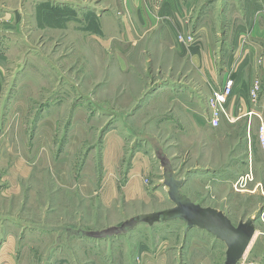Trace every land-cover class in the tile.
Returning a JSON list of instances; mask_svg holds the SVG:
<instances>
[{
  "label": "rangeland",
  "instance_id": "obj_1",
  "mask_svg": "<svg viewBox=\"0 0 264 264\" xmlns=\"http://www.w3.org/2000/svg\"><path fill=\"white\" fill-rule=\"evenodd\" d=\"M82 1L78 0V3ZM16 2L17 0H14V3ZM211 14H214V11ZM227 28L225 26V30ZM206 29L205 42L201 45L206 58L201 65L221 68L228 60L227 52L222 50L225 47L223 28L212 24ZM36 31L41 35L31 33L30 39L33 43L29 48L32 52L28 59L20 57L17 51L14 56H7L5 61L3 60L5 72L3 77H0L3 86L0 98L4 106L10 107L9 117L11 123L13 122L14 224L20 226L23 223L20 221H26L28 226L68 224L76 228L99 231L119 225L141 213L172 208L174 204L169 199L168 187L165 186L164 168L156 152L154 153L158 177H155L149 189L141 185L140 200L143 201H127V193L121 187L125 176L120 177V168L124 169L125 175L128 174L130 153L125 155L120 166V128L126 138L125 151H132L131 145L135 144L136 139L134 132H130L131 125L128 122H120V111L131 112L133 107L120 108V71L117 60L100 59L101 49L98 45L92 48L93 57L88 59L85 58L83 49L73 60L67 56L58 58L60 53L55 55L56 58H41L36 49L44 41V35L41 31ZM188 34L194 39L187 45L200 41L196 34ZM46 35L52 37L49 39L52 43L46 44L47 53L55 49L54 45H58L62 54L64 52L69 55L73 52L70 47L71 39L64 31L61 30L53 36L51 32ZM76 45L88 47L84 42ZM151 50L150 58H147L148 53H145L146 57L138 62L133 74L126 76L130 80L125 79V84L130 88V98H136L140 91L144 98L149 94L154 81L171 77L176 80H182L183 77V80H188L190 84L196 83L199 86L204 82V101L208 93L222 88L223 76L220 72L219 75L205 74L201 78L191 61L181 59L170 51L168 43H154ZM13 53L12 51L9 55ZM261 61L264 62L263 59ZM53 83L56 87L43 89V86L49 87ZM21 84L26 85L22 87ZM58 86L61 88L60 98L66 99L69 93L71 104L67 107L60 105L55 111H49L48 106L42 105H45L49 96L57 92ZM258 96L264 102V91ZM44 114L50 117L60 115L62 122L59 131L58 128L55 129L53 122L45 126L41 124ZM250 114L253 115V112ZM260 118L259 121L264 122L262 117ZM236 135L238 146L239 142L246 141L243 127L237 129ZM253 136L252 149L249 147L250 154L247 155L245 148L237 149L240 166L238 165L237 181L233 184L231 193L220 191L216 193L217 196L211 193L207 196V203L223 208L226 211L224 213L236 225L250 217L255 218L256 236L238 264H264V160L260 155L262 148L259 145V137L257 139L255 133ZM196 138L197 136L195 141ZM209 140L212 141V138L203 142L208 143ZM197 143L196 148L191 147L193 144L179 148L177 155L171 157L178 172L177 176H184V170L189 169L190 165L202 164L206 158L213 163L212 159L217 157L216 151L206 152V147ZM220 143L221 146L216 148L220 149L222 164L227 165L233 146H228L227 140ZM110 147L115 149V154L106 155ZM110 159L112 161L109 162ZM246 161H253L251 170L246 171ZM103 173L107 178H114L112 185L104 187L103 190L105 195L110 197L114 194V199L110 202L96 197H84L83 190L72 186L75 179L78 182L88 176L94 178L92 193L99 191ZM149 190L151 194H148ZM155 190L160 191V194L154 193ZM162 194H165V198ZM74 238L78 240L77 236ZM82 238L91 242L92 247L89 250V245L85 246L86 257L81 264H224L226 260L227 246L223 241L198 227L187 230L186 222L182 219L159 222L153 226L141 223L128 233L105 239ZM37 242L36 240L30 243ZM35 253L36 251L32 254Z\"/></svg>",
  "mask_w": 264,
  "mask_h": 264
},
{
  "label": "crops",
  "instance_id": "obj_2",
  "mask_svg": "<svg viewBox=\"0 0 264 264\" xmlns=\"http://www.w3.org/2000/svg\"><path fill=\"white\" fill-rule=\"evenodd\" d=\"M82 2L17 0L14 3V0H0V77L4 75L3 60L5 61L7 56L12 57L19 52L20 57L28 59L32 52L29 48L33 43L30 39L31 33H39L36 30L44 35V41L36 49L41 58H56L55 55L60 53L58 58L67 56L68 59L73 60L83 49L85 58L88 59L93 57L92 48L98 45L101 49L100 59L117 60L116 64L120 71V108L133 107L131 112L120 111V122H128L131 125L129 131L134 132L136 139L135 144L131 142L132 151H125L126 138L120 128V166L125 155L130 153L128 174L125 175L124 169L120 168V177L125 176L121 187L127 193V201H139L141 185L149 189L155 177H158L154 152L158 157L163 155L169 160L177 176L178 172L171 157L177 155L179 148L183 149L191 144H193L192 148H196L195 143L199 141L197 144L205 146L206 152L216 151L217 157L212 159L213 163L206 158L202 164L190 165L189 169L184 170L186 172L184 176H177L176 178L182 182L180 192L196 204L204 207L212 206L224 211L220 206L208 204L207 196L210 193L215 195L220 191L231 193L233 184L237 181L239 165L237 149L245 148L247 155L250 154L249 147L252 149L253 133L258 139V127L261 126L260 123L264 125V122L259 121L260 117L264 121V102L261 101L260 96L254 101L250 93L257 81L260 83L259 93L262 94L264 91V62L261 61L264 60V0H83ZM213 11L214 14H211ZM212 24L223 28L225 47L222 50L227 52L228 60L221 68L201 65L206 58L201 45L205 42L206 28ZM225 26L228 27L226 30ZM61 30L71 39L70 47L73 52L69 55L64 52L62 54L58 45H54L55 49L47 53L46 44L52 43L49 41L52 37H47L48 34L46 36L45 34L51 32L53 36ZM185 31L196 34L200 41L191 45L180 43L178 36ZM82 42L88 44V47L76 45ZM154 43L166 45L168 43L170 51L181 59L191 61L201 78L205 74L221 73L222 85L228 78L233 79V94L227 105L229 118L223 117L219 127L215 128L209 122L208 98L213 92L207 94L206 101L203 100L204 82L199 86L196 83L190 84L188 80H183V77L182 80L171 77L154 81L149 94L144 98L141 91L136 98L129 97L130 88L125 84V79L129 80V78L126 76L133 72L142 58L146 57L145 53H148L147 58H150L151 45ZM12 51L14 53L9 55ZM25 85L21 84L22 87ZM50 86H54V83L49 87L43 86V89L48 90ZM2 88L0 82V91ZM59 90H61L60 86L42 106H48L49 111H55L60 105L69 106L71 95L68 93L66 99H61ZM0 106H2L0 107L2 113L0 115V264H81L86 257L85 246L89 245V250L92 246L91 242L85 238L81 239L76 232L86 229L68 224L28 226L25 224L26 221H20L23 222L20 226L14 224L13 122L11 123L9 117L10 107L4 106L1 98ZM250 112H253V115ZM61 119L59 114L52 117L44 114L40 122L43 126L53 122L55 129L58 128L59 131ZM72 122L74 123V120ZM240 127L245 130L246 141L239 142L238 146L236 133ZM195 136H197L196 141ZM208 138H212V141L204 143L203 141ZM222 140H227V145L233 146L227 165L222 164L220 149L216 148L221 146ZM110 154H115L114 148H108L106 155ZM260 155L264 160L262 150ZM251 162L253 161L244 162L246 171L252 169ZM26 167L25 165V171ZM105 179H107L106 183ZM92 180L94 178L85 176L78 182L75 179L72 186L77 190H83L84 197H96L105 202L114 199V194L110 197L103 191L104 187L112 185L111 181L114 180L112 176L107 178L103 173L100 190L94 189V193H92L94 185ZM154 193L160 194V191L155 190ZM148 194H151L150 190ZM162 197L165 198V194L164 196L162 194ZM75 236L78 240L74 238ZM36 240L37 243H30ZM34 251L36 253L32 254Z\"/></svg>",
  "mask_w": 264,
  "mask_h": 264
},
{
  "label": "water",
  "instance_id": "obj_3",
  "mask_svg": "<svg viewBox=\"0 0 264 264\" xmlns=\"http://www.w3.org/2000/svg\"><path fill=\"white\" fill-rule=\"evenodd\" d=\"M159 158L164 168L165 186L168 187L169 198L174 204L172 208L157 212L141 213L119 225L103 230H79L76 233L81 237L105 239L128 233L141 223L153 226L159 222L182 219L186 222L187 230L198 227L226 244L227 250L224 264H238L246 255L256 235L255 218L250 217L236 225L224 211L214 207H204L192 202L180 192L182 182L176 178L169 160L161 155H159Z\"/></svg>",
  "mask_w": 264,
  "mask_h": 264
},
{
  "label": "built area",
  "instance_id": "obj_4",
  "mask_svg": "<svg viewBox=\"0 0 264 264\" xmlns=\"http://www.w3.org/2000/svg\"><path fill=\"white\" fill-rule=\"evenodd\" d=\"M126 1V0H124ZM194 37L186 32H182L178 36V41L183 44L192 43ZM234 81L229 78L222 88L214 91L208 98V107L210 112L209 122L212 126L218 127L223 117L229 118L227 105L233 94ZM260 92V83L257 81L251 90V96L254 101L257 100ZM259 142L264 154V125L259 130Z\"/></svg>",
  "mask_w": 264,
  "mask_h": 264
},
{
  "label": "bare ground",
  "instance_id": "obj_5",
  "mask_svg": "<svg viewBox=\"0 0 264 264\" xmlns=\"http://www.w3.org/2000/svg\"><path fill=\"white\" fill-rule=\"evenodd\" d=\"M255 236H256V235H255ZM254 238H255V237H254ZM253 241H254V239H253ZM253 241H252V242H253ZM251 244H252V243H251ZM250 246H251V245H250ZM243 264H244V263H243Z\"/></svg>",
  "mask_w": 264,
  "mask_h": 264
}]
</instances>
